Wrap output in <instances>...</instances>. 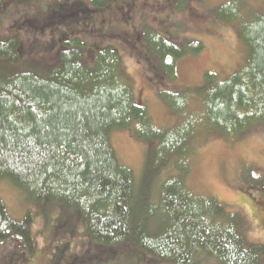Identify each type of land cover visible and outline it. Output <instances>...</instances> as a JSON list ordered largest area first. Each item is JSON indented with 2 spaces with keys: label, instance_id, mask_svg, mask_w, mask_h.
Masks as SVG:
<instances>
[{
  "label": "trees",
  "instance_id": "obj_1",
  "mask_svg": "<svg viewBox=\"0 0 264 264\" xmlns=\"http://www.w3.org/2000/svg\"><path fill=\"white\" fill-rule=\"evenodd\" d=\"M132 1L0 0V26L7 21L6 6L27 9L0 33V180L37 208L16 220L0 198V264L29 259L34 219L49 220L53 210L58 234L74 235L80 223L94 248L68 258L69 244L59 241L49 264H107L112 248L127 244L137 250L131 259L145 264L212 258L217 264H264V245L246 242L243 217L187 184L198 130L239 139L264 128V8L239 22L248 18L239 13V1L219 7L218 20L239 22L246 62L223 81L206 73L200 86L186 92L161 91L178 118L161 129L136 101L118 50L81 36L98 12L114 3L130 7ZM139 41L141 48L134 47L144 54L152 81L175 83L174 62L204 49L197 39L179 44L149 28L136 30ZM193 98L201 108L197 113L189 108ZM121 129L147 146L145 181L171 167L176 171L158 184L155 201L147 199L143 211L134 172L120 163L110 142L111 132Z\"/></svg>",
  "mask_w": 264,
  "mask_h": 264
},
{
  "label": "rangeland",
  "instance_id": "obj_2",
  "mask_svg": "<svg viewBox=\"0 0 264 264\" xmlns=\"http://www.w3.org/2000/svg\"><path fill=\"white\" fill-rule=\"evenodd\" d=\"M46 1L40 0V3ZM230 1L134 0L130 7L124 8L120 7L121 3H114L109 10L98 12L92 26L81 36L89 44L111 45L118 50L130 75L136 101L146 105L156 127L169 128L177 123L178 118L162 98L161 91L170 89L186 92L200 86L206 73L223 81L240 70L246 62L247 48L239 38V22L248 21L250 13L263 11L264 0H236L240 2L239 13L248 17L247 20H218L216 16L219 7ZM4 9L7 21L0 26L2 34H6L11 24H15L27 10L26 7L15 8L14 4ZM142 28L168 35L177 39L179 44L185 39H197L203 43L204 49L174 62L177 75L175 83L169 80L152 81L143 64L144 54L139 56L134 47L135 44L138 48L141 45L135 39L136 30ZM194 101L190 102L189 108L197 113L201 108ZM110 142L120 163L134 172V190L139 196L138 210L143 211L149 207L147 199L155 201L158 184L173 176L176 171L171 167L170 171L145 181L147 146L144 141L134 137L131 130L121 129L111 132ZM187 184L195 193L216 199L228 213H239L244 220L246 242L264 245V128L252 130L239 139H228L216 132L198 130ZM0 198L16 220H21L28 208L32 212L37 209L30 203L32 199L28 195L22 194L5 180H0ZM57 213L58 210L51 211L49 220L44 221L35 217L32 226L36 239L34 251L27 261L19 264H49L54 246L59 241L69 244L68 258L93 250L85 234V227L80 223L74 235L58 234L53 220ZM150 227L157 228L154 222L150 223ZM134 251L137 250L128 244L115 246L112 248L114 258L107 264H145L131 259L130 255ZM202 264L217 262L212 258L202 261Z\"/></svg>",
  "mask_w": 264,
  "mask_h": 264
}]
</instances>
